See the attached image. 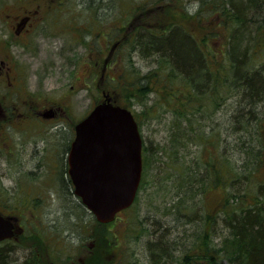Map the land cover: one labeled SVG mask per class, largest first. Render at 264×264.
Wrapping results in <instances>:
<instances>
[{
  "label": "rangeland",
  "instance_id": "1",
  "mask_svg": "<svg viewBox=\"0 0 264 264\" xmlns=\"http://www.w3.org/2000/svg\"><path fill=\"white\" fill-rule=\"evenodd\" d=\"M143 1L36 0V3L47 4L40 5L37 11L43 13L38 29L41 46L38 48L32 43L24 50L19 46L11 47V57L16 62L22 65L33 62V69L37 68L36 76L27 79L26 86L27 82L30 88L36 84L38 90L50 95L0 96L1 107L9 108L15 102L14 114H30L25 119L13 117V124L0 131V188H3L0 191V209L4 213L19 215L25 225L18 243L0 244V249L9 253L12 264H35L28 258L39 251L54 253L49 256L72 253L81 239L84 242L92 240L94 252L101 257L121 252L126 254L128 262L137 264H180L185 248L189 247L191 254L196 252L201 232H208L215 249H224L221 212L217 210L222 203L223 188L219 185L213 187L208 181L204 192L188 186L191 189L183 195L182 187L181 191L177 189L179 179L172 166L170 149L179 147L178 150L183 152L181 163L185 165L195 166L191 163L193 156H196L193 161L203 164L217 161V157L221 160L223 138L232 130L225 132V127L232 122L228 118L236 109V99L231 97L217 111L206 101L202 109L199 107L193 114L186 113L189 116L186 128L177 129L172 110L181 96H163L159 91L156 95L147 96L145 103L126 101L121 93L118 96L113 94L106 78L107 75L113 76L119 65L127 63L126 54L122 51L114 54L119 42L114 37L116 35L111 34L121 25L124 31L119 36L124 39L132 27L143 22ZM154 1L144 10L146 15H162L178 6L193 11L199 2ZM200 2L206 3V0ZM36 3L34 0H0V39L5 40V28L1 23H4L2 20L6 14L34 8ZM127 9L130 12L125 18ZM258 14L261 17L264 10ZM195 32L202 35L201 31ZM225 37L226 33L221 32L215 37L214 45L210 44L221 51ZM4 53L6 51L0 49V54ZM131 60L141 72L154 66L151 59L136 54ZM24 68L26 70L27 67ZM156 85L161 90L162 87ZM104 96L112 97L116 103L128 105L136 112L144 155L149 161L151 157L145 175L148 185H142L133 206L118 215L110 224L111 230L107 228L109 225L92 223L95 220L92 214L82 208L75 196L71 197L66 170H63L65 145L74 135L75 123ZM48 105L60 108L58 114L50 121L38 120L32 112ZM229 140L231 145L227 144L226 149L233 156L228 155L233 160L236 157L242 160L244 154L236 142V135L231 134ZM199 166L202 169L201 164ZM177 208L179 212L175 210ZM202 214L215 220L205 223ZM29 233L34 238L32 243L30 237H25ZM40 236L44 239L43 244Z\"/></svg>",
  "mask_w": 264,
  "mask_h": 264
},
{
  "label": "trees",
  "instance_id": "2",
  "mask_svg": "<svg viewBox=\"0 0 264 264\" xmlns=\"http://www.w3.org/2000/svg\"><path fill=\"white\" fill-rule=\"evenodd\" d=\"M200 1L193 11L178 6L162 15H146L144 10L155 1L144 0L143 22L132 27L124 39L119 36L124 31L121 25L111 34L119 42L114 54L122 51L127 63L106 78L113 94L121 93L126 101L145 103L147 96L159 91L163 96H181L172 110L177 129L186 128V113L202 109L206 101L217 111L231 97L236 99V109L228 118L232 122L225 132L232 128L229 132L236 135V142L242 147V160H233L229 156L232 154L227 153V144L231 145L228 133L223 138L221 160L217 157V161L203 164L193 161V156L191 163L195 166L185 165L178 146L169 151L179 179L177 189L181 191L182 187L183 195L191 189L188 186L204 192L208 181L224 190L221 206L217 207L221 212L224 249H215L208 232H201L196 252L191 254L189 247L185 248L180 264H264V15L258 14L263 13L264 0ZM129 12L127 9L125 18ZM196 30L202 35H197ZM221 32L226 33V42L224 49L218 51L210 43L214 45ZM133 54L151 59L154 66L141 72L131 60ZM111 100L116 103L112 97ZM131 111L138 123L136 112ZM142 158L139 190L147 184L145 175L151 163V157L149 161L144 155V147ZM201 218L206 223L214 217L202 214ZM8 254L0 249V264L13 263Z\"/></svg>",
  "mask_w": 264,
  "mask_h": 264
},
{
  "label": "water",
  "instance_id": "3",
  "mask_svg": "<svg viewBox=\"0 0 264 264\" xmlns=\"http://www.w3.org/2000/svg\"><path fill=\"white\" fill-rule=\"evenodd\" d=\"M74 193L100 222L134 200L141 174V137L132 112L110 98L97 103L75 125L67 156ZM13 235L0 213V240Z\"/></svg>",
  "mask_w": 264,
  "mask_h": 264
},
{
  "label": "flooded vegetation",
  "instance_id": "4",
  "mask_svg": "<svg viewBox=\"0 0 264 264\" xmlns=\"http://www.w3.org/2000/svg\"><path fill=\"white\" fill-rule=\"evenodd\" d=\"M36 3V0H34ZM40 2L36 3V6L34 8H25L20 12L6 14V18H4L2 21L4 23H1L4 31H5V40L2 38L0 39V49H3L6 51L4 54H0V96L3 98H7L8 96H50L42 90H38V87L36 84L31 85L32 88H30L28 82L26 86V80L31 78L32 76H36L37 68L33 69L34 63L29 62L28 65H22L19 61H15L11 57V47L12 46H19V49L24 50L27 49L34 43L38 48L39 45L41 46V39L38 36V29L41 27L42 24V17L43 13L39 14L37 11L39 10L38 7L40 5ZM47 5V4H45ZM10 51H9V50ZM90 63V59H89ZM24 67H27L26 70ZM34 88V89H33ZM63 96V95H60ZM15 102L9 106V108H3L0 104V131L2 132L6 127L8 128L9 125H12L14 122V118L18 119H25L27 116H30V114H26L24 112L15 113ZM60 109V108H59ZM57 108H54L52 105H48L45 107H42L40 109H37L36 111L32 112L34 113L38 120L40 121H50L52 120L57 114L58 110ZM4 128V129H3ZM3 129V130H1ZM3 134V133H2ZM4 135H2L3 140ZM73 137L69 140L68 145H65V168L63 170H66L67 174V153L70 147V143ZM63 161V158H62ZM142 171H143V160H142ZM67 185L71 191V197H74L73 192V185L71 183L70 177L67 174ZM64 179V178H63ZM0 191H3V188H0ZM76 197V196H75ZM74 197V198H75ZM36 198V197H35ZM77 198V197H76ZM30 199V198H29ZM27 199L26 201H28ZM78 202L80 203L79 199L77 198ZM82 208L86 210L84 205H82ZM28 209V208H27ZM87 211V210H86ZM0 212L5 217L9 218L13 224V235L9 239H3L0 240V244H5L7 242H14L18 243L19 236L24 233L25 225L22 224L20 221L19 215L15 213H4L0 209ZM17 213V210H16ZM95 220L92 222L94 223ZM114 223V221H113ZM95 224V223H94ZM108 230H111L110 223L109 227H107ZM26 238L30 237V241L32 243L33 236L32 233L25 236ZM44 239L47 240V238L43 235ZM42 236H40L41 244H43ZM47 242V241H46ZM50 244V243H49ZM62 246V245H60ZM32 247V244H31ZM95 244L92 240H88L87 242H84V239H81L80 241H77L76 246L73 248L72 253L65 254L63 256H49L54 253H46L43 254L42 252H35L34 255H31L29 260H33L35 264L37 262H40V264H137V263H130L126 259V254L119 253V252H112L109 253L106 257H101L99 254H96L94 252ZM64 249V247H63ZM71 249V248H70ZM37 250V249H36ZM45 251V250H44ZM59 253V252H57ZM42 256L39 257V256ZM169 255V254H168ZM135 261V259H134Z\"/></svg>",
  "mask_w": 264,
  "mask_h": 264
},
{
  "label": "bare ground",
  "instance_id": "5",
  "mask_svg": "<svg viewBox=\"0 0 264 264\" xmlns=\"http://www.w3.org/2000/svg\"><path fill=\"white\" fill-rule=\"evenodd\" d=\"M138 126H139V124H138ZM182 152V151H181ZM183 153V152H182ZM185 153V152H184ZM181 260V259H180Z\"/></svg>",
  "mask_w": 264,
  "mask_h": 264
}]
</instances>
